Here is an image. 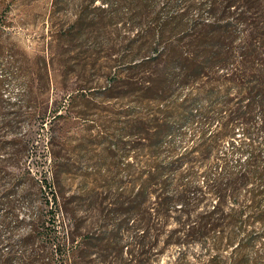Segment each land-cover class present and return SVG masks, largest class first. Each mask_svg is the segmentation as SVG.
I'll list each match as a JSON object with an SVG mask.
<instances>
[{
    "label": "trees",
    "instance_id": "1",
    "mask_svg": "<svg viewBox=\"0 0 264 264\" xmlns=\"http://www.w3.org/2000/svg\"><path fill=\"white\" fill-rule=\"evenodd\" d=\"M83 1L72 29H91L101 17L135 33L132 42L144 37L126 69L107 82L128 81L133 106L127 119L116 135L97 133L100 154L117 158L124 180L101 187L113 196L112 224L96 237L77 233L67 209L73 197L60 203L46 177L25 172L0 196V264H82L92 242L97 251L119 247L122 255L124 222L136 231L130 237L138 258L129 263L146 264L139 253L158 237L151 224L158 215L165 224L176 222L165 239L180 249L176 264H183L191 245L203 250L207 264H264V0ZM251 11L254 17L247 15ZM238 25H250L249 35L239 37ZM187 128L191 145L175 146ZM230 151L241 158L232 160ZM51 163L58 182L66 173L59 171L56 153ZM77 195L82 202L90 197L85 188ZM34 197L42 198L39 207H33ZM22 203L32 211L22 214ZM58 213L67 220L65 229ZM116 261L127 260L94 262Z\"/></svg>",
    "mask_w": 264,
    "mask_h": 264
},
{
    "label": "rangeland",
    "instance_id": "2",
    "mask_svg": "<svg viewBox=\"0 0 264 264\" xmlns=\"http://www.w3.org/2000/svg\"><path fill=\"white\" fill-rule=\"evenodd\" d=\"M83 3V0H0V196L25 172L37 178L46 177L60 203L62 197L67 200L73 197L67 209L77 221V233L96 237L113 219L110 213L113 206L109 205L113 196L102 193L101 187L124 181L115 167L117 158L105 159L100 154L102 148L98 144L102 141L97 133L116 135L120 122L127 119L124 116L130 105L131 87L125 84L128 81L112 83V87L107 82L126 69L144 37L132 42L135 33L108 26L101 17L91 29H72L78 15L81 16ZM254 13L247 15L254 17ZM249 29L250 25H238L239 37L248 36ZM101 93L114 98L107 99ZM120 98L126 99L120 102ZM199 106L204 108L207 104L201 100ZM238 130L237 142L242 138ZM182 133L174 138V145L190 146L191 130L183 129ZM228 148L231 150V146ZM54 153L63 165L59 171L66 173L58 182L54 181L51 163ZM230 157L241 158L235 151H230ZM100 166L108 168L105 172L102 168L98 174ZM22 185L21 181L17 188ZM83 188L90 195L84 202L77 195ZM34 198L33 207H39L42 198ZM33 207L22 203L20 211L23 214ZM57 222L66 228L67 220L59 213ZM151 224L158 237L146 241L138 260L146 264H176L180 249L165 244L166 235L176 227V222L165 224L158 215ZM131 225L132 222H124L121 226L122 243L127 245L122 255L117 253L119 247L109 252L97 251L92 242L82 264H98L94 261L112 257H122L127 260L123 264H130V260L138 258L130 237L136 231ZM208 260L203 250L194 245L183 255V264H207Z\"/></svg>",
    "mask_w": 264,
    "mask_h": 264
}]
</instances>
